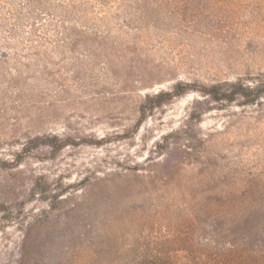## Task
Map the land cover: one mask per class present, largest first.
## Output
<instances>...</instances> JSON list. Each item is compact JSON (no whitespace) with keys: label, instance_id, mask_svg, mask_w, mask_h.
<instances>
[{"label":"rangeland","instance_id":"obj_1","mask_svg":"<svg viewBox=\"0 0 264 264\" xmlns=\"http://www.w3.org/2000/svg\"><path fill=\"white\" fill-rule=\"evenodd\" d=\"M1 1L18 42L0 65V264L164 256L202 196L242 195L264 213L263 100L205 112L162 154L157 143L202 96L173 99L134 129L147 93L264 75V0ZM73 4L75 18L60 12ZM74 25L112 46L66 45ZM51 135L87 142L54 152L36 139Z\"/></svg>","mask_w":264,"mask_h":264},{"label":"trees","instance_id":"obj_2","mask_svg":"<svg viewBox=\"0 0 264 264\" xmlns=\"http://www.w3.org/2000/svg\"><path fill=\"white\" fill-rule=\"evenodd\" d=\"M38 2L39 0H27V3L33 6ZM2 3L0 0V65L4 66L2 64L6 65L12 61L10 49L12 44L18 42V35L16 28L7 23L2 16L1 11L4 8ZM12 3L20 8L16 0H12ZM59 8L62 14L69 13L73 18L80 12L79 4L70 5L69 9L64 8L65 10ZM90 28L87 27L88 31L82 38L75 25L70 27L68 37L63 42H67V38L71 37L66 45L83 44L89 48L112 46L113 43H108L104 37L99 36L96 29ZM35 31L34 28L33 32ZM4 76L7 77L5 74ZM10 76L9 79H12L13 76L12 78ZM190 92L198 93L203 99L193 104L187 113L185 123L179 129H172L163 135L161 142L157 143L159 154L165 150L162 147L163 143L167 144L165 147L168 148L176 136L188 139L187 132L191 128V123H198L205 112L234 102L253 105L264 101V75L211 83L177 81L169 90L147 93L138 104V121L134 129H138L154 110ZM196 104H205V107L201 106L196 110L194 109ZM124 136L119 135V138ZM36 139L40 146L49 147L54 152L62 150L67 145L77 146L87 142L84 140L78 142L71 137L61 139L56 135ZM104 141L105 139H101L95 141V144ZM26 148V144L23 145L22 152L26 151ZM244 199V196L234 194L202 196L196 215L194 217L186 215L179 221L180 224L171 227V235L163 244V250L169 253L164 256L138 257L133 259L131 264H264V213L259 207L244 206ZM170 251L179 253L172 254Z\"/></svg>","mask_w":264,"mask_h":264}]
</instances>
